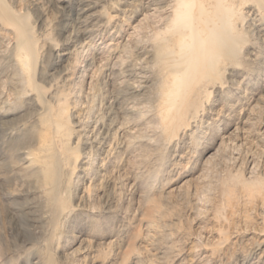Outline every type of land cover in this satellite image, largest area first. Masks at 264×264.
Masks as SVG:
<instances>
[{
  "label": "rangeland",
  "instance_id": "374dc122",
  "mask_svg": "<svg viewBox=\"0 0 264 264\" xmlns=\"http://www.w3.org/2000/svg\"><path fill=\"white\" fill-rule=\"evenodd\" d=\"M154 1L0 0V264H264V0L182 81Z\"/></svg>",
  "mask_w": 264,
  "mask_h": 264
},
{
  "label": "bare ground",
  "instance_id": "6f19581e",
  "mask_svg": "<svg viewBox=\"0 0 264 264\" xmlns=\"http://www.w3.org/2000/svg\"><path fill=\"white\" fill-rule=\"evenodd\" d=\"M96 1L97 0H76L75 17L84 21L87 18H92L97 11L96 9V11L92 9L95 7ZM164 1L165 0L154 1L155 8L154 6L153 8L157 13L165 4ZM174 4L175 15L177 16L176 22L179 21L188 29L185 31L186 33L184 31L181 32L183 36L178 41V47L192 50V58L187 67V73L184 77L181 76L179 78V80L182 81L184 78H194L199 73L211 72L216 61L223 56L233 53V46L235 44L232 33L234 27L232 21L234 3L233 0H175ZM56 6L62 10L64 4L60 5L59 3ZM209 8H211V10ZM7 19L6 21H8ZM194 21L195 25L193 24ZM66 24H68V22H66ZM23 46L26 49L23 60L27 61L30 58L31 52H29L26 44ZM20 56L21 54H19V58ZM23 157L25 161L30 162L37 157V152L34 148L23 151Z\"/></svg>",
  "mask_w": 264,
  "mask_h": 264
}]
</instances>
